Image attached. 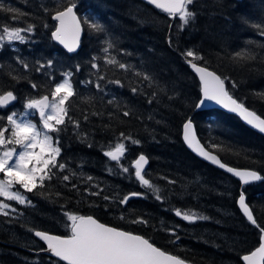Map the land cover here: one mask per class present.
<instances>
[{
    "label": "trees",
    "instance_id": "obj_1",
    "mask_svg": "<svg viewBox=\"0 0 264 264\" xmlns=\"http://www.w3.org/2000/svg\"><path fill=\"white\" fill-rule=\"evenodd\" d=\"M75 2L81 17L91 15L106 26L117 45L111 54L133 68L126 73L105 66L101 58L97 63L106 76L101 81L106 91L81 83L95 80L91 59L103 56L100 49L104 37L85 29L77 51L67 53L51 40L54 21L41 7L51 5L52 0H0L6 7L26 14L13 21L12 13L0 11V24L36 25L25 44L14 42L0 49V89L12 90L18 97L7 109H0V116L20 110L26 97L49 94L50 85L61 80L63 72L71 71L77 95L70 100L69 116L80 125L77 129L67 123L58 134L62 148L58 159L67 164V169L46 181L43 189L25 193L31 205L8 201L16 211L7 217L0 215V264H64L42 251L44 245L32 231L67 234L70 222L64 215L66 211L91 215L102 223L140 234L162 250L194 264H241L239 256L256 245L259 228L238 211L235 199L243 190L257 224L264 227V180L242 186L234 177L189 152L181 141L180 130L189 117L203 145L224 163L254 169L262 176L264 136L222 110L193 111L198 82L183 53L191 49L203 57L195 62L227 77L228 92L264 118V36L252 26L264 24V0H195L190 7L196 19L183 31L175 26L180 23L178 18L169 20L142 0ZM244 19L249 23H243ZM237 52L242 54L240 58L235 56ZM18 56L33 67L37 60H52L53 67L43 71L55 80L49 81L43 72L32 69L25 72L16 62ZM77 65L79 72L75 70ZM135 71L146 73L151 80H143ZM10 74L24 78L13 80ZM109 79H120L123 87L107 83ZM29 80L39 88L32 89ZM132 87L138 89L137 93H132ZM124 111L130 115L124 116ZM120 133L140 143L123 141L127 151L118 165L103 152L122 140ZM141 153L148 158L145 176L159 188L163 197L160 201L134 176L132 161ZM121 166L128 167L129 173H123ZM72 172L76 175L69 181L62 180L63 175ZM88 176L93 180L87 181ZM101 189L99 196L90 195ZM132 192L142 195L121 205L119 200ZM105 195L111 199L106 201ZM175 209L209 219L189 223L175 216ZM137 218L147 224L133 223Z\"/></svg>",
    "mask_w": 264,
    "mask_h": 264
},
{
    "label": "snow or ice",
    "instance_id": "obj_2",
    "mask_svg": "<svg viewBox=\"0 0 264 264\" xmlns=\"http://www.w3.org/2000/svg\"><path fill=\"white\" fill-rule=\"evenodd\" d=\"M146 3L166 14L169 20L174 21L178 18L180 23L175 26L181 31L196 19L197 14L190 7L194 5L195 0H146ZM41 7L55 22L52 26L54 30H51V39L62 45L68 53L77 51L85 29L104 37V46L100 49L103 56H93L91 59V68L96 70L93 73L95 80L89 79L81 81V83L94 84L99 92L106 91L101 84V81L106 80V76L101 73V66L97 63V60L101 58L105 66L120 69L126 73L132 70V65L121 62L115 55L111 54V51L117 45L111 34L107 32L106 26L91 15L81 17L78 14V5L75 0H52L51 5L42 4ZM0 11L12 13L13 21H19L26 15L19 9L6 7L3 3H0ZM242 22L249 23L247 19ZM168 26L173 27L172 24ZM252 26L260 29L259 34L264 36V24H253ZM44 27L48 28L49 25L45 24ZM35 29L36 25L33 23H28L26 27L11 26L7 23L0 24V49H3L6 44L11 45L13 42L25 44ZM169 42L171 43V41ZM183 56L186 63L199 76L202 99L195 105L196 108H201L206 101H213L231 112L238 113L248 125L264 133V118L246 108L243 103L238 102L230 95L225 85L227 77L222 78L215 72L209 71L207 67L198 65L195 61L202 60L203 57L191 49L186 50ZM235 56L240 58L242 54L237 52ZM243 58L254 59L251 56H244ZM16 62L25 72L32 69L36 73L43 72L49 81L55 80L52 74L43 71L53 67L52 60H48L46 63L37 60L34 67L20 56L16 57ZM75 70L79 72L81 70L80 65H77ZM134 74L138 77L142 76L143 80H151V77L146 73L135 71ZM61 75L63 78L59 82L50 85L49 94L39 97H26L23 104L24 112L11 111L6 117L0 116V174H2L0 175V198H2L0 199V215L7 217L10 212L16 211L10 203L5 201L15 202L19 205H31L32 201L25 193H33L37 189H43L46 181H51L57 172H63L68 167L66 163H61L58 159L62 153L58 134L67 123H71L77 129L80 125L78 121L69 116L70 100L77 95L72 82V72L65 71ZM11 78L19 81L24 77L22 75H11ZM29 83L32 89L39 88L37 83L31 80H29ZM107 83L123 87L120 79H109ZM235 86L233 84V87ZM131 91L135 94L138 89L132 87ZM152 95L155 96L156 93L153 92ZM261 95L264 96V94ZM17 100L18 97L12 90L4 91L0 89V109H7ZM151 102L149 100V103ZM108 103H113V100H109ZM34 114L39 116V126L29 118ZM96 114L93 113V115ZM123 115L129 116L130 112L124 111ZM84 118L87 120L88 117L85 116ZM183 129V139L193 151L226 172L238 177L242 186L264 180V176L259 172L230 167L223 163L217 155L207 151L197 139L190 118L184 122ZM53 133H56L57 136L54 137ZM120 137L122 140L116 143L114 148L103 152L104 156L117 162L118 165L127 151L123 141H130L134 145L140 143L139 140L126 136L124 133H120ZM91 146L89 144V147ZM212 147L219 148L220 146L212 145ZM147 163L148 158L143 153L139 154L132 163L135 170L134 176L141 187L152 190L155 199L160 201L163 197L159 194V188L154 186L145 176L144 169ZM121 171L129 173V168L121 166ZM75 175V172L70 175H63L62 180L67 182ZM86 180L90 182L93 178L88 176ZM169 183H174V181H169ZM16 186H19V189ZM93 187L98 186L93 185ZM72 188H76V185L73 184ZM20 189L23 191H20ZM85 191L87 192L88 189L85 188ZM102 191V189L92 191L90 195L99 196ZM41 194L43 195V193ZM140 195L142 194L129 193L124 195L119 203L124 205L132 197ZM103 198L106 201L111 199L107 195ZM238 205L247 220L259 228L260 232L258 247H255L248 254L242 255L240 259L243 264H264V227L257 224L253 210L246 203V195L243 190L240 192ZM174 214L189 223L209 219L207 216L180 209H175ZM64 215L67 221L70 222L67 225L69 230L67 236L52 235L39 230L34 231V235L46 244V249H42V251L51 253L53 257L63 261L64 264H189L187 260L162 250L141 235L107 226L90 215H78L67 211ZM121 218L123 219V217ZM133 223L147 224V221L137 218ZM166 230L172 235H176L173 230ZM30 231L32 230L30 229ZM176 239H179V237L176 236Z\"/></svg>",
    "mask_w": 264,
    "mask_h": 264
},
{
    "label": "water",
    "instance_id": "obj_3",
    "mask_svg": "<svg viewBox=\"0 0 264 264\" xmlns=\"http://www.w3.org/2000/svg\"><path fill=\"white\" fill-rule=\"evenodd\" d=\"M143 1H145L146 2V0H143ZM154 7V6H153ZM54 24H55V22H54ZM52 30H54V28L52 29ZM50 37H51V32H50ZM52 40V39H51ZM53 41V40H52ZM54 43H56L57 45H59L65 52H67V50L62 46V45H60L58 42H56V41H53ZM198 65H200V66H204V65H201V64H199V63H197ZM187 66H188V68H189V70L192 72V74L195 76V78H196V80H197V82H198V93H199V95H198V98H197V100L195 101V104H194V107H193V111H198V110H205V109H210V108H217V109H220V110H222V111H224V112H226V113H229V114H232V115H234V116H236L239 120H240V122L242 123V124H244L245 126H247L248 128H250V129H252V130H254L255 132H257V133H259V134H261V135H263L264 136V133H261V132H259L257 129H255V128H253L252 126H250V125H248L241 117H240V115L238 114V113H235V112H231V111H229L228 109H226V108H223V107H221L220 105H218V104H216L215 102H213V101H206L205 102V104L201 107V108H196L195 107V105L199 102V100L200 99H202V94H201V92H200V80H199V76L192 70V68L187 64ZM204 67H206V66H204ZM208 68V67H207ZM208 70L209 71H213V72H215L214 70H212V69H210V68H208ZM216 73V72H215ZM217 74V73H216ZM218 75V74H217ZM233 97V96H232ZM234 98V97H233ZM235 99V98H234ZM237 100V99H236ZM239 102V101H238ZM246 108H248L247 106H245ZM249 110H251L250 108H248ZM251 111H253V110H251ZM256 113V112H255ZM257 114V113H256ZM257 115H259V114H257ZM260 116V115H259ZM261 118H263L262 116H260ZM189 119V117H187L185 120H184V122L186 121V120H188ZM184 122L182 123V125H181V130H180V138H181V141H182V143H183V145L185 146V148L189 151V152H191L194 156H196L197 158H199L200 160H202V161H204V162H206V163H208V164H210V165H212V166H214V167H216V168H218L219 170H221V171H223V172H225V173H227V174H229L230 176H232V177H234L235 179H237L238 181H239V178L238 177H235L234 175H232L231 173H228V172H226L224 169H221L218 165H215V164H213V163H211V161L210 160H207V159H205L204 157H202L201 155H199V154H197V152H195V151H193L186 143H185V141H184V139H183V135H184V129H183V124H184ZM193 122V121H192ZM193 126H194V124H193ZM194 129H195V127H194ZM195 133H196V130H195ZM196 136H197V139L200 141V139H199V137H198V135H197V133H196ZM200 143H201V145L202 146H204L203 145V143L200 141ZM205 147V146H204ZM205 149L207 150V151H209V152H212V151H210V150H208L206 147H205ZM213 153V152H212ZM213 154H215V153H213ZM216 155V154H215ZM139 156V154H137L136 156H135V158H134V160L137 158ZM219 158V157H218ZM133 160V161H134ZM133 161H132V163H133ZM222 161V160H221ZM223 162V161H222ZM224 163V162H223ZM148 164V163H147ZM147 164L145 165V168H146V166H147ZM226 164V163H225ZM226 165H228V166H230V167H234V168H237V169H241V170H244V169H249V170H254V169H251V168H247V167H239V166H231V165H229V164H226ZM256 171V170H255ZM258 172V171H257ZM239 183H240V181H239ZM241 184V183H240ZM240 190L238 191V195H237V197H236V199H235V205H236V207H237V209H238V211L243 215V213H242V211L240 210V208H239V205H238V199H239V195H240ZM79 215H84V216H89V215H87V214H79ZM91 216V215H90ZM244 216V215H243ZM93 217V216H92ZM245 217V216H244ZM94 218V217H93ZM96 219V218H95ZM245 219L247 220V218L245 217ZM99 221V220H98ZM248 221V220H247ZM100 222V221H99ZM249 222V221H248ZM100 223H102V222H100ZM250 223V222H249ZM105 224V223H104ZM251 224V223H250ZM105 225H107V226H110V227H114V226H111V225H108V224H105ZM252 225V224H251ZM115 228H117V227H115ZM118 229H120V228H118ZM120 230H123V229H120ZM34 231H36V230H33L32 231V234L34 235ZM39 231H42V230H39ZM123 231H126V230H123ZM46 232V231H45ZM128 232H130V231H128ZM47 233H49V234H52V235H60V234H55V233H50V232H47ZM131 233H133V232H131ZM69 234V232L67 233V234H65V235H60V236H67ZM133 234H137V233H133ZM137 235H140V234H137ZM259 235H260V232H259V229H258V241H257V243H256V245L253 247V248H251L249 251H247V252H245V253H242L240 256H239V259H240V257L242 256V255H244V254H248L250 251H252V250H254L255 249V247H258V245H259ZM35 236V235H34ZM36 237V236H35ZM38 240H40L38 237H36ZM41 241V240H40ZM41 243L44 245V248L43 249H46V244L43 242V241H41ZM45 253H47L48 255H50V256H52L51 255V253H49V252H47V251H44ZM53 257V256H52ZM54 258H56V257H54ZM56 259H58V258H56ZM240 261H241V263L243 264V261L240 259ZM61 262H63V261H61ZM64 263V262H63ZM189 264H194V263H191V262H189Z\"/></svg>",
    "mask_w": 264,
    "mask_h": 264
},
{
    "label": "rangeland",
    "instance_id": "obj_4",
    "mask_svg": "<svg viewBox=\"0 0 264 264\" xmlns=\"http://www.w3.org/2000/svg\"><path fill=\"white\" fill-rule=\"evenodd\" d=\"M14 43V42H13ZM63 78V77H62ZM61 78V79H62ZM60 81V80H59ZM58 81V82H59ZM13 111H18V112H24L25 110H24V108H23V106L21 107V109L20 110H13ZM34 115H31V116H29V118L30 119H32L34 122H36L37 124H38V126H39V118L38 119H36V120H34V117H33ZM133 173H134V168H133ZM0 175H2V174H0ZM17 187V189H19V186H16ZM20 191H23L22 189H20ZM0 199H2V198H0ZM5 202H7L8 203V201H5ZM10 213H12V212H10Z\"/></svg>",
    "mask_w": 264,
    "mask_h": 264
}]
</instances>
